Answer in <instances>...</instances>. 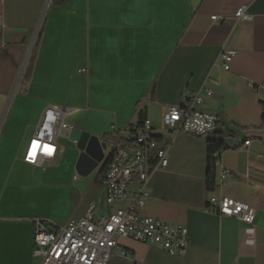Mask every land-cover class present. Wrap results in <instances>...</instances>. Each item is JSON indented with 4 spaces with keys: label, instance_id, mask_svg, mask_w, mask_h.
Wrapping results in <instances>:
<instances>
[{
    "label": "crops",
    "instance_id": "obj_1",
    "mask_svg": "<svg viewBox=\"0 0 264 264\" xmlns=\"http://www.w3.org/2000/svg\"><path fill=\"white\" fill-rule=\"evenodd\" d=\"M47 1L3 0L0 7V264H40L33 256L34 222L47 215L38 190L50 185L47 169L61 167L65 156L45 169L23 157L47 107L67 109L66 122L98 141L89 151L96 166L82 174V152L70 136L78 159L69 181L58 186L69 190L76 209L65 219H47L56 231L92 206L97 214L111 211L102 143L112 146L118 132L145 119L162 134L166 108L181 105L187 93L201 95L199 110L215 116L218 129L209 137L163 135L170 142L168 165L152 175L143 209L187 229L186 255L118 238L107 264H264V0H71L61 7ZM45 7L31 82L13 95ZM241 8L250 21L235 18ZM225 51L235 52L229 71L220 62ZM210 137L228 147L218 155L213 191L207 187ZM223 169L231 176L221 182ZM212 196L253 207L255 223L209 212ZM123 251L131 258L120 256Z\"/></svg>",
    "mask_w": 264,
    "mask_h": 264
},
{
    "label": "built area",
    "instance_id": "obj_2",
    "mask_svg": "<svg viewBox=\"0 0 264 264\" xmlns=\"http://www.w3.org/2000/svg\"><path fill=\"white\" fill-rule=\"evenodd\" d=\"M2 5L3 0H0V7ZM43 13L33 32L17 83L22 80L29 64ZM235 18L242 22L251 20V16L245 13V8L237 11ZM211 19L219 21L223 17L213 16ZM234 57V51H225L220 55L225 71L230 70ZM80 72L86 73V70ZM206 95L210 97L212 92L207 91ZM202 104L203 98L199 93H187L181 105L167 107L163 118L166 129L160 135L154 133L149 119L118 132L112 146L107 147L102 169L106 186L105 204L112 208L111 211L97 214L92 206L83 218H71L56 231L49 228L50 221L35 220L33 256L39 259L40 264H107L115 254L118 238L156 245L171 255L184 257L189 246L187 229L144 215L143 209L149 198L148 187L152 175L168 165L170 142L163 141V135L183 133L207 137L217 131L218 119L200 111L199 106ZM69 113L67 109L56 106L44 110L27 144L23 158L26 164L45 169L47 164L62 157L60 139L70 138L73 130L66 122ZM250 142L246 141L244 146H249ZM213 167H221L218 158ZM229 176L230 171L223 169L221 182ZM117 204L125 206L115 207ZM207 210L221 218H233L245 225H253L256 220V210L253 207L228 197H210ZM120 256L131 258L124 251Z\"/></svg>",
    "mask_w": 264,
    "mask_h": 264
},
{
    "label": "rangeland",
    "instance_id": "obj_3",
    "mask_svg": "<svg viewBox=\"0 0 264 264\" xmlns=\"http://www.w3.org/2000/svg\"><path fill=\"white\" fill-rule=\"evenodd\" d=\"M21 90V83L18 84L16 81L12 89V94L16 95ZM60 145L64 151L65 162L61 167H50L47 169L48 173L44 184L50 185L39 188L38 190L44 208H46L47 219L54 221L65 219L68 215L72 216L76 209L74 205L76 200L71 199L69 190L58 185L65 184L69 181L71 169L75 168L79 152L76 144L70 138L61 139Z\"/></svg>",
    "mask_w": 264,
    "mask_h": 264
},
{
    "label": "trees",
    "instance_id": "obj_4",
    "mask_svg": "<svg viewBox=\"0 0 264 264\" xmlns=\"http://www.w3.org/2000/svg\"><path fill=\"white\" fill-rule=\"evenodd\" d=\"M70 1L71 0H52L51 5L54 7H61V6L68 4ZM37 50H38V40L34 47V50L29 60V64L26 68V71L22 77V81H21L22 89L26 88L31 82L32 70H33V65H34V60H35ZM263 124H264V115H263ZM105 138L106 140H108L107 136ZM227 148L228 147L226 146L225 141L222 138L210 137L208 139V164L209 166H208V175H207V187L209 191H213L216 187V176H215L216 167H213V163L217 158H219L218 155Z\"/></svg>",
    "mask_w": 264,
    "mask_h": 264
},
{
    "label": "water",
    "instance_id": "obj_5",
    "mask_svg": "<svg viewBox=\"0 0 264 264\" xmlns=\"http://www.w3.org/2000/svg\"><path fill=\"white\" fill-rule=\"evenodd\" d=\"M72 141L78 144V149L82 152L77 163V169L80 173H87L88 170L94 168L96 164L90 159L89 151H93L96 144L97 139H90L88 136L81 134L79 130H74L72 135ZM102 148L104 155L107 151V145L105 142L102 143Z\"/></svg>",
    "mask_w": 264,
    "mask_h": 264
},
{
    "label": "bare ground",
    "instance_id": "obj_6",
    "mask_svg": "<svg viewBox=\"0 0 264 264\" xmlns=\"http://www.w3.org/2000/svg\"><path fill=\"white\" fill-rule=\"evenodd\" d=\"M50 1L51 0H48L47 1V4H46V6L50 3ZM46 10V7H45V9H44V11ZM45 13V12H44ZM44 13H43V15H44ZM39 21H40V19H39ZM39 21H38V23H39ZM42 22L43 21H41V25H42ZM38 25V24H37ZM41 25H40V29H41ZM37 27V26H36ZM36 31V28H35V30H34V32ZM39 33H40V30H39ZM39 35V34H38ZM87 71V70H86ZM16 81H17V79H16ZM22 81V80H21ZM21 81H20V83H21ZM20 83H18V84H20ZM69 115H70V113H69ZM42 117V116H41ZM71 126V125H70ZM73 128V127H72ZM73 132H74V129L72 130V134H71V136L73 135ZM208 137V136H207ZM111 143H109V145H110ZM24 158V157H23ZM31 166V165H30ZM144 214V213H143ZM145 215V214H144Z\"/></svg>",
    "mask_w": 264,
    "mask_h": 264
}]
</instances>
